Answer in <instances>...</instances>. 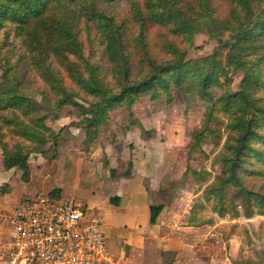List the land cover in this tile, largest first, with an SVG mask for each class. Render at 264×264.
Here are the masks:
<instances>
[{"label": "trees", "instance_id": "16d2710c", "mask_svg": "<svg viewBox=\"0 0 264 264\" xmlns=\"http://www.w3.org/2000/svg\"><path fill=\"white\" fill-rule=\"evenodd\" d=\"M197 34L216 45L208 55L188 58ZM11 38L24 43L48 88L38 101L26 93L22 57ZM172 92L186 108L194 102L204 108L189 156L206 157V145L220 147L213 160L218 173L191 215L204 203L220 218L264 215V0H0L2 167L18 170L22 182L30 181L32 154L46 157L57 149L60 131L46 121L64 107L76 110L72 126L83 131L87 151L111 111L144 95L169 101ZM187 173L201 182L209 176L188 167ZM131 174L129 167L123 176ZM60 192L48 194L60 198ZM163 209L150 203L151 225ZM260 230L257 241L245 232L251 256L233 264H264ZM162 256L170 264L174 253Z\"/></svg>", "mask_w": 264, "mask_h": 264}, {"label": "rangeland", "instance_id": "374dc122", "mask_svg": "<svg viewBox=\"0 0 264 264\" xmlns=\"http://www.w3.org/2000/svg\"><path fill=\"white\" fill-rule=\"evenodd\" d=\"M214 6L222 12V7L218 8L216 2ZM9 42L22 57V74L30 87L27 95L40 100L41 93L49 94L47 86L31 68L24 43L19 38H11ZM215 45L206 34H197L187 57L208 55ZM168 98L169 101L166 97L151 101L149 96L144 95L130 108L121 106L111 111L107 123L99 129L97 140L87 151L82 150L83 131L78 129L75 139L70 134L69 129H74L72 123L78 122L76 110L64 107L58 112L57 119L50 117L46 121L54 132H60L57 149L44 157L41 172L44 170L48 175L45 181L37 177L24 183L18 170H4L0 150V243L10 231L7 217L11 210L24 198L36 194L47 195L51 190L60 188L62 200L76 202L95 215L86 196L92 187L95 190L97 186L81 172H75L80 163L76 165L70 161L71 156L85 158L93 155L97 159L96 169L103 168L105 173H110L109 163L115 166L111 172L122 174L129 167L132 170L137 167L143 175L151 203L164 206L161 228L183 233V264H233V261L250 257L251 251L244 234L247 231L257 241L261 227L264 233V215H254L249 219L220 218L212 213L209 203H204L203 208H198V212L191 215V208L201 200L202 189L218 173L220 166L213 160L220 147L213 149L211 145H206L203 148L206 157L197 153L189 156L192 133L202 123L203 105L194 102L186 108L182 97L174 92ZM39 157L42 156L32 154L29 161L37 163ZM187 167L191 171H207L208 180L201 182L200 176L185 174ZM189 219L192 221L189 222ZM169 221L172 225L167 227Z\"/></svg>", "mask_w": 264, "mask_h": 264}, {"label": "crops", "instance_id": "0c3cea01", "mask_svg": "<svg viewBox=\"0 0 264 264\" xmlns=\"http://www.w3.org/2000/svg\"><path fill=\"white\" fill-rule=\"evenodd\" d=\"M69 130L71 137L75 139L78 129ZM96 160L93 155L70 158L71 163H80L75 172H81L97 186L95 190H92L93 187L89 190L86 201L103 223L108 249L115 264H163L162 253L166 251L174 253L170 264H183V233L161 228L163 210L154 225L149 223L151 200L143 183V175L138 172L137 167L134 166L131 176L125 178L122 173L110 172L115 168L112 163L108 167L110 173L103 172V168L96 169ZM44 162V157H39L37 163L29 161L30 181L37 177L44 181L48 178L44 170L41 172ZM111 198L115 204L110 202ZM171 225L169 221L166 226Z\"/></svg>", "mask_w": 264, "mask_h": 264}, {"label": "built area", "instance_id": "2783aa9c", "mask_svg": "<svg viewBox=\"0 0 264 264\" xmlns=\"http://www.w3.org/2000/svg\"><path fill=\"white\" fill-rule=\"evenodd\" d=\"M7 220L0 264H115L102 221L76 202L36 194Z\"/></svg>", "mask_w": 264, "mask_h": 264}]
</instances>
